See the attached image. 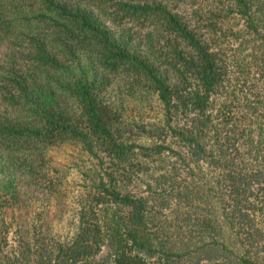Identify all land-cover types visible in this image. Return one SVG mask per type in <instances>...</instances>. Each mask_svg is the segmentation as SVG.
I'll return each mask as SVG.
<instances>
[{"label":"trees","instance_id":"trees-1","mask_svg":"<svg viewBox=\"0 0 264 264\" xmlns=\"http://www.w3.org/2000/svg\"><path fill=\"white\" fill-rule=\"evenodd\" d=\"M0 264H264V0H0Z\"/></svg>","mask_w":264,"mask_h":264},{"label":"rangeland","instance_id":"rangeland-1","mask_svg":"<svg viewBox=\"0 0 264 264\" xmlns=\"http://www.w3.org/2000/svg\"><path fill=\"white\" fill-rule=\"evenodd\" d=\"M154 112H155V105L152 104L148 108V113L151 114ZM54 157L59 159L60 161H64L65 158H66V160L69 159V153L67 150L61 149V150L55 151ZM81 183H82V181L79 180L78 175L73 170L71 173H69L66 176L65 184H66V188H67L68 193H69V196H68L69 202L71 201L70 195L72 194L73 191L76 192L77 189H79V187L81 186L80 185ZM71 216H72V213L69 210V212L66 214L65 219L62 222L57 224V227L59 228V232L64 233L67 230V228L69 226V224H68L69 218Z\"/></svg>","mask_w":264,"mask_h":264}]
</instances>
